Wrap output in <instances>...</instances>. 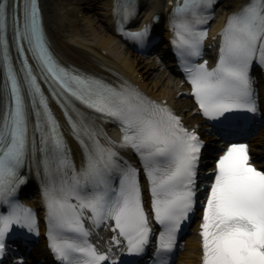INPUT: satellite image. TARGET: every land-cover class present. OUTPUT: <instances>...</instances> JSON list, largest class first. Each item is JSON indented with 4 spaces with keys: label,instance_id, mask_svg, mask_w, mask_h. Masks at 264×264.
Returning a JSON list of instances; mask_svg holds the SVG:
<instances>
[{
    "label": "snow or ice",
    "instance_id": "1",
    "mask_svg": "<svg viewBox=\"0 0 264 264\" xmlns=\"http://www.w3.org/2000/svg\"><path fill=\"white\" fill-rule=\"evenodd\" d=\"M214 3L176 0L168 21L169 42L198 111L218 125L224 142L214 167L200 177L205 141L167 103L122 78L108 82L60 64L47 46L37 0H0V257L14 226L37 232L33 210L16 199L26 179L20 169L27 168L39 180L46 245L57 264H138L126 255L171 264L179 230L195 212L199 193L200 264H264V167L238 139L240 126L231 117L235 110L258 111L249 71L253 61L264 67V0H245L228 13L218 32L217 58L208 67L193 60L202 54ZM136 10L135 0H113L117 31L143 47L150 25L126 27ZM49 96L80 146L79 166ZM104 122L118 125L119 140L107 135ZM126 148L143 165L150 212L139 170L117 151ZM152 220L159 230L149 254L156 233ZM101 226L112 232L104 250L90 239Z\"/></svg>",
    "mask_w": 264,
    "mask_h": 264
},
{
    "label": "bare ground",
    "instance_id": "2",
    "mask_svg": "<svg viewBox=\"0 0 264 264\" xmlns=\"http://www.w3.org/2000/svg\"><path fill=\"white\" fill-rule=\"evenodd\" d=\"M167 1L138 0L139 8L144 14L142 21L150 25V30L153 31L155 27L149 14L157 13L160 18L165 19L168 10ZM244 2L245 0H224L217 9L220 16L218 20L214 21V24L217 26L226 14ZM112 3L113 0L40 1L44 27L59 59L84 72L95 74L111 82H118L122 78L131 84H135L150 99L167 103L175 114L182 118L186 127L196 129L209 147L213 146L221 150L224 144H212L216 135L212 136L207 132L210 128L204 125L198 116V112L189 97L188 87L175 73L172 62L168 63L164 60L166 59L165 49L156 51L154 49L156 45L150 43L149 50H143L147 56L140 57L136 49L137 43L117 36ZM86 9L93 12V15L84 14L83 10ZM137 21L133 20L132 23ZM166 35L165 33V35L160 36L166 37ZM166 46L167 44L164 43L162 47L165 48ZM141 69L144 70L141 71ZM263 73L264 71L258 67L253 69L251 75L255 97L260 101H264ZM259 116L262 119L257 128L259 134L251 136L247 143L250 146L249 150L253 160L258 166L264 167V160L260 161L259 159L260 155L264 153V107L260 110ZM107 135L114 140L119 139V135L117 136L112 131L107 132ZM68 143L75 164L79 165L82 155L73 141L68 139ZM220 150L212 156L216 158L221 154ZM126 153H123V157L131 159ZM206 162L213 163L214 161L207 160ZM211 169H208V172ZM35 185L33 171L28 169V180L21 191L25 193L24 201L35 212L37 225L41 227L44 209ZM199 223V220L195 221L190 229L191 234L185 237L183 242L181 241L180 250L182 251H179L173 264H200ZM100 234L102 241L108 236L104 230L100 231ZM17 257L16 260L19 261L22 254L19 253ZM49 258L50 253L47 251L43 239L40 238L31 252L24 257L23 264H35L36 262L43 264L48 262Z\"/></svg>",
    "mask_w": 264,
    "mask_h": 264
},
{
    "label": "rangeland",
    "instance_id": "3",
    "mask_svg": "<svg viewBox=\"0 0 264 264\" xmlns=\"http://www.w3.org/2000/svg\"><path fill=\"white\" fill-rule=\"evenodd\" d=\"M89 5H90V4H89ZM89 5H88V7H89ZM83 12H84V14H87L88 16L93 15V14H92L93 12H90V11L87 10V9H86V10H83ZM166 62H168V61L166 60ZM160 68H161V67H160ZM142 70H144V69H141V71H142ZM152 71H154V70L152 69ZM258 134H259V133H257L256 136H257ZM176 263H177V262H176Z\"/></svg>",
    "mask_w": 264,
    "mask_h": 264
}]
</instances>
